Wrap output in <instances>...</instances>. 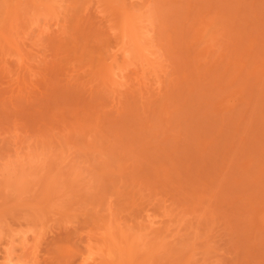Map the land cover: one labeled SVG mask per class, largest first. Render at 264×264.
<instances>
[{
  "label": "rangeland",
  "instance_id": "obj_1",
  "mask_svg": "<svg viewBox=\"0 0 264 264\" xmlns=\"http://www.w3.org/2000/svg\"><path fill=\"white\" fill-rule=\"evenodd\" d=\"M0 264H264V0H0Z\"/></svg>",
  "mask_w": 264,
  "mask_h": 264
}]
</instances>
